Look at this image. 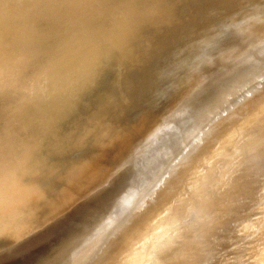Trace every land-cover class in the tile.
<instances>
[{"label": "water", "instance_id": "obj_1", "mask_svg": "<svg viewBox=\"0 0 264 264\" xmlns=\"http://www.w3.org/2000/svg\"><path fill=\"white\" fill-rule=\"evenodd\" d=\"M264 167V0H0V264H205Z\"/></svg>", "mask_w": 264, "mask_h": 264}, {"label": "bare ground", "instance_id": "obj_2", "mask_svg": "<svg viewBox=\"0 0 264 264\" xmlns=\"http://www.w3.org/2000/svg\"><path fill=\"white\" fill-rule=\"evenodd\" d=\"M205 264H264V167Z\"/></svg>", "mask_w": 264, "mask_h": 264}]
</instances>
